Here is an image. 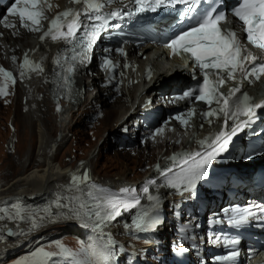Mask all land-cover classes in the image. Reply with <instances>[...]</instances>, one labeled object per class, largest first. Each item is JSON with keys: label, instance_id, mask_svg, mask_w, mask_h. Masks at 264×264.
I'll list each match as a JSON object with an SVG mask.
<instances>
[{"label": "snow or ice", "instance_id": "6c2138e0", "mask_svg": "<svg viewBox=\"0 0 264 264\" xmlns=\"http://www.w3.org/2000/svg\"><path fill=\"white\" fill-rule=\"evenodd\" d=\"M108 4L116 2V0H107ZM41 0H14L9 7V14H14L19 17L22 27H29L30 31H37L41 19L45 18L40 8ZM74 4H84L86 8L83 12L79 10H68L60 13L50 23L48 32L45 36H50L53 41L63 40L65 43L73 44L74 49H80L79 53L73 55L72 59L76 60L77 55L80 57V63L83 65L88 60V53L92 50L93 45L100 38L102 32H108L109 29H120L121 24H110L113 18L123 19L125 16L129 21H132L142 14L157 13L158 10L172 8L175 9L178 5L183 6L185 11L181 12L179 19L183 22L185 19L191 20L193 23L187 29H182L174 34L170 40L165 44V47L171 48L173 54H179L180 51L188 53L193 59L194 67L199 68L200 73L204 79L201 84L189 91H185L182 96L176 99H183L185 97H193L195 99L203 100L207 104H211L213 100L219 105L221 100L223 105L208 112L202 113L205 117L213 116L214 114L223 113L225 116V126H227V119L233 120L231 132L218 133L209 143L208 151L204 153H193L184 157L185 167L171 177L167 173L172 172V168H168L160 174L165 176L166 184L160 187H168L177 190L181 194L184 191L195 194L197 185L200 181L207 179L209 174V166L213 160L220 156L221 153L226 152L227 145L231 141L236 132L245 126H250L258 119L256 110L264 108V104L252 103V97L247 93H241L235 99L231 97H224L216 95V88L209 79L208 73L205 69H218L221 72H226L228 80H233L236 72L243 74L244 79L252 82L251 78L259 80L264 76V63H256L257 57L252 55L246 47L241 43L237 32L234 30H223L220 27L221 22L226 19L227 9L223 7L224 0H132V7H129L126 12L113 11L110 13H102L106 5L102 0H73ZM201 5H208V7H201ZM91 9L92 12H88ZM94 13V14H93ZM230 14L236 17L239 27L246 33L247 43L264 52V0H238L237 4L230 10ZM88 23L85 24L84 21ZM31 27L29 26V23ZM66 29V31H62ZM82 30L83 36L77 37V32ZM41 37V40L45 39ZM110 51V50H106ZM117 51L123 52L122 49ZM59 65V61H56ZM105 63L108 61L106 59ZM29 61L25 58L24 65H28ZM250 65V66H247ZM43 71L39 66H35L34 70ZM68 71H73L70 67ZM3 72V75L15 83L12 74ZM23 76L24 73L22 72ZM150 78V77H149ZM195 79V73L193 74ZM219 83H225L224 77H218ZM65 84H68L67 77L64 78ZM240 92L239 88L232 90V95ZM5 94V87H0V95ZM60 110L59 107L57 109ZM248 116V120L243 123H237L239 116ZM185 123V121H182ZM223 137V139H221ZM215 145V147H212ZM198 158V159H197ZM252 159L253 154L246 157ZM190 161V163H189ZM175 163V158L174 161ZM73 182L86 183L89 181L87 172L82 177L73 175L71 177ZM149 185H156L155 180H149L140 191L148 194ZM91 189L103 193V196L96 197L93 195ZM121 196H117L108 192L105 189L99 188L94 183L91 184L90 190L86 193L87 197L93 201H102L89 204L87 200L80 197L69 198V205H60L58 207H68V212L73 218L81 220V226L91 228L93 232L100 231L103 233V228L108 223L115 221L123 211L136 207L140 204V197L136 195V189L123 188L120 190ZM147 200L150 202V209H143L136 214L133 219V226L138 232H154L158 226L163 223L160 215L162 207L161 200L158 195H147ZM79 201L75 207L73 203ZM259 217L264 218V206H259ZM225 215L229 212L232 215L228 216V224L230 227L237 230L249 224L251 218L256 215L250 208L235 207L232 209H225ZM10 219L23 220L21 209L17 208L13 217ZM214 223H221L220 220H215ZM33 227L38 225L33 221ZM181 233L186 232L185 228H181ZM228 244L237 246L240 243L239 238H232L228 240ZM60 249V255L72 257L74 254L70 250L64 248L62 245L57 246ZM90 256L88 264H114L113 258L115 256L114 241L109 237L107 241L100 246H90L87 250ZM188 249L179 247L177 254H184ZM56 254L45 252L44 249H39L34 252L31 257L25 258L23 261H18L17 264H49L52 256ZM239 255L235 247L228 256L216 257L217 261L233 260ZM77 264H84L83 261H78Z\"/></svg>", "mask_w": 264, "mask_h": 264}, {"label": "bare ground", "instance_id": "6f19581e", "mask_svg": "<svg viewBox=\"0 0 264 264\" xmlns=\"http://www.w3.org/2000/svg\"><path fill=\"white\" fill-rule=\"evenodd\" d=\"M28 39L23 40L22 47L24 49L26 47L35 49L30 55L37 64H40L39 68H42L43 71L41 72L38 69L31 71L27 66L23 68L22 72L24 75L21 76L19 84L23 85V98L27 100L28 106V111L25 113H27L26 115L28 117L26 119H24L25 116L22 117L21 123L23 125H21L24 127V125L26 126V123H28V125L32 127L34 122L37 123V129L35 131L38 137L37 147L35 153L31 154L27 152L24 155L21 164V173L17 175L10 185L0 190V245L11 246L10 248H1L0 253H4L5 255L8 254L9 251L21 250L30 244L28 241L31 236L37 239L44 235L46 230L49 231L54 229V227L63 226L66 230L77 233L83 237L89 246L103 245L107 239L111 237L114 241V264H118V259H121L120 261H125L126 257H128V262H125V264H133V259L141 258L144 254L142 255L139 250L131 253L133 247L127 244V232L123 225V221H125L123 220L124 218H119L114 221L111 226H109L108 230L103 231L101 235L100 232H93L91 229L82 227L81 220L73 218L68 212V207L57 206L58 204L69 205V198L72 197H80L90 203L91 199L87 197L86 193L90 190L91 184L94 183L98 187L100 184H103L111 189H118L124 184L120 181H128V179L119 177L112 179V181H100L99 179L95 182L96 176H94V178H90L86 183H79V181L74 183L71 177L74 174L76 175V172H81L79 167L77 169V166L68 168L60 163L58 167L55 165L56 154L65 143L64 138L68 137L67 135L72 132V120L76 113L75 108L78 105L74 104L80 102L83 96L77 91L70 102H61L62 106H65V112L63 114L57 110V104L52 97L53 89L56 86L55 64L52 62L53 54L50 52L49 56L42 46L38 47L39 43L37 41ZM17 45H19L18 41H14L10 49V55H15L18 51ZM137 50L140 52L139 54L147 55L146 59L143 60L142 57L140 58V55L136 56V54H132V58L134 62L141 64L142 69L147 65L153 67L155 75L152 81L153 83L169 82L174 78H182V80L187 79V77L182 74L184 71L180 69L177 60L174 61L176 64L167 63L163 60H155V56L161 53L160 50H152L149 45H142L137 48ZM0 57H2L1 54ZM10 61L7 62L12 66V63H9ZM34 61L32 65H34ZM139 92L140 90L138 88L124 90L122 97L117 98L115 103L110 106L108 115L113 114L118 117L115 122L116 124L111 128L110 136L115 137L118 134L120 122H122L131 111V108L127 105L131 100L135 103ZM113 96L114 93L107 90L103 91V94L101 93L99 96V102L107 106ZM122 99L126 101L124 102ZM199 106L200 104L195 105V107ZM116 111L118 112L116 113ZM194 111L196 114L190 123L197 128L202 125V129L209 130L211 126H217L215 124L217 120H215L211 126L209 124L207 125L208 121H200V116L202 117L203 115L199 114L200 112L198 109ZM185 112L186 110L184 109L183 114L187 115ZM190 113L191 112H189V114ZM107 125H109V123ZM108 131H110V129ZM62 133H64L63 136L61 135ZM106 140L105 137H102L94 151L89 153L87 157L88 160L85 159L91 166V171H94V160L98 159L97 156L100 155L101 151L108 143ZM42 157L46 161L43 170L26 176L31 170L29 167L38 163ZM141 182H143V179H138L133 184H140ZM91 190L93 195L97 192L96 189ZM78 203L79 201H76L72 206L75 207ZM17 208L21 209L22 215L24 216L23 220L9 218L14 216ZM33 221H35L38 227H33ZM128 226H132L130 220ZM9 229L12 231L10 237L7 235V230ZM13 230L16 231L15 234H13Z\"/></svg>", "mask_w": 264, "mask_h": 264}, {"label": "rangeland", "instance_id": "374dc122", "mask_svg": "<svg viewBox=\"0 0 264 264\" xmlns=\"http://www.w3.org/2000/svg\"><path fill=\"white\" fill-rule=\"evenodd\" d=\"M18 44L16 46L18 51L15 53L17 54L15 61L9 62L12 63V66L11 64H8L9 66L7 65L11 70L14 69L15 72L19 70L18 63L20 55L22 54V50L20 49L22 45L21 41L18 40ZM0 48L2 53L7 54L1 46ZM2 77L0 74V85L3 87L8 86V89L6 94L0 97V190L10 185L17 175L21 173V164L24 155L27 152L31 154L35 153L38 139L35 134L37 129L36 122H34L32 127L28 123H26L27 127L25 125L23 127L21 123L23 116H25L24 119L28 117L26 115L27 113H25L28 111V106L27 100L23 98V85L18 83V85L13 87ZM122 100L124 102L126 101L125 99ZM114 103V100H110L107 106L103 105L100 109L101 115L99 116L97 114L98 119L95 121L88 120L87 118L91 116L89 115L90 112L97 110V105L90 104L89 106L87 105L88 107H81L78 110L75 109L76 113L72 120V132L67 135L68 137L64 138L65 143L56 154L55 165L57 167L59 163L68 168L76 167L82 160L87 159L89 153L94 151L102 137H105L108 143L100 155L97 156L98 159L93 162L95 164L93 165L94 174L98 177V180L112 181V179L123 177L127 178L129 182H135L138 179H142L147 172H150V160L152 162L156 160L157 151L155 147L150 149V151L139 149V154L137 149L123 150L117 148L113 143L110 133L118 117L113 114L108 115V112L110 106ZM108 123L109 125H107ZM109 129L110 131H108ZM45 162V159L42 157L38 163L29 167L31 170L26 176L42 171ZM145 164L148 167L146 171L144 170ZM15 232L13 230V234ZM80 238L84 240L77 233L70 232L63 226H57L49 231L46 230L40 238L36 239L31 236L28 241L30 244L21 250L9 251L5 255L4 253H0V264H17L18 261H23L25 258L31 257L39 249L56 254L52 256L49 264H77L78 261H83L84 264H88V261L91 259L87 251L89 247ZM126 240L127 243H132L131 245L141 243L140 239H135L132 242L127 237ZM58 245H62L64 248L70 250L74 254L72 256L73 260H69L66 256L60 255ZM10 247L9 245L2 244L0 245V250L1 248Z\"/></svg>", "mask_w": 264, "mask_h": 264}]
</instances>
